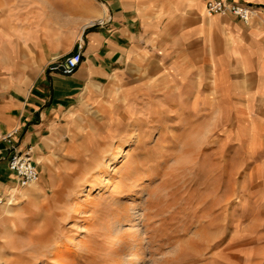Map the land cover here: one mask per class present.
<instances>
[{
	"label": "rangeland",
	"instance_id": "obj_1",
	"mask_svg": "<svg viewBox=\"0 0 264 264\" xmlns=\"http://www.w3.org/2000/svg\"><path fill=\"white\" fill-rule=\"evenodd\" d=\"M102 7L0 0V31L37 32L65 55L85 30L104 26L91 12ZM52 8L62 28L45 33ZM194 51L182 80L171 79L169 54L157 65L146 51L66 112L49 171L0 206V264H60V246L72 264H264V64L245 70L225 55L220 69L216 55ZM125 215L118 249L112 221Z\"/></svg>",
	"mask_w": 264,
	"mask_h": 264
},
{
	"label": "crops",
	"instance_id": "obj_2",
	"mask_svg": "<svg viewBox=\"0 0 264 264\" xmlns=\"http://www.w3.org/2000/svg\"><path fill=\"white\" fill-rule=\"evenodd\" d=\"M207 1L105 0L101 12H91L101 14L106 24L85 30L67 52L83 53L82 64L71 75L49 69L67 54L59 55L51 44L43 46L39 33L0 31V198L6 200L21 186L9 168L11 151L1 136L19 128L20 149H30L40 176L45 175L52 151L62 143L66 112L96 88L125 75L143 61L146 51L157 65L162 55H170L165 62L173 80H182L190 70L191 59L185 56L194 49L196 54L216 55L220 69L225 55L245 70L264 64V0H227L252 6L256 15L249 22L233 15H209ZM45 12L42 31H60L59 12Z\"/></svg>",
	"mask_w": 264,
	"mask_h": 264
},
{
	"label": "built area",
	"instance_id": "obj_3",
	"mask_svg": "<svg viewBox=\"0 0 264 264\" xmlns=\"http://www.w3.org/2000/svg\"><path fill=\"white\" fill-rule=\"evenodd\" d=\"M206 11L209 15H234L245 22H249L255 15L256 11L252 6L230 2L227 0H208L206 3ZM100 25L106 23L101 20ZM83 62V53L79 49L73 51L62 58L52 62L49 69L57 70L63 75L73 74ZM20 129L14 128L10 132L1 136L8 143L10 149L9 168L16 173L21 186H27L39 180L40 174L36 163L32 158L30 149L22 150L16 139ZM4 203V199L0 198V206Z\"/></svg>",
	"mask_w": 264,
	"mask_h": 264
},
{
	"label": "bare ground",
	"instance_id": "obj_4",
	"mask_svg": "<svg viewBox=\"0 0 264 264\" xmlns=\"http://www.w3.org/2000/svg\"><path fill=\"white\" fill-rule=\"evenodd\" d=\"M89 22L85 23L84 26H86ZM83 26V27H84ZM127 145V144H126ZM122 153H123V150L121 149L119 151V153L117 154H114V155H111L109 156L108 158L104 159V162L103 164L100 166V168H102L101 170L102 171H106L107 169L111 168L113 164H115L117 161L120 160L121 156H122ZM98 173H101L100 171H98ZM143 182V179H137V182L136 184H140ZM81 194H84V196H87L88 195V190L87 191H84L83 193ZM81 199L79 200V202H77V205H79V203L81 204V201L84 200L83 199V195L80 196ZM81 206V205H80ZM115 215V214H114ZM117 215H115L114 217H116ZM140 216V215H139ZM126 215L123 216V217H119V218H116L114 219V221L112 222H117V226H114V225H110V227H116V231L119 233V239L116 241V244H117V247L118 249H120L122 247V244L120 243L122 240H124L126 237H122L123 234L122 232H127V231H123L125 230L124 229V222L126 221ZM137 217V215H136ZM114 229V228H113ZM115 230V229H114ZM14 231V230H13ZM135 242V241H134ZM63 245V244H62ZM59 246V245H58ZM128 248H127V251H123V254L125 257H129V255H131V253H129L130 251H136V249L139 247V245L137 243H133V244H130V245H127ZM142 247V246H141ZM124 247H122L121 249H123ZM126 249V248H125ZM63 251V248H61V246L58 248V251L55 253L54 255V261L60 263V264H72L73 262H71V260L65 262L64 259H61V257H65V258H71L72 255H70V253H68V251L63 255L62 253L60 254V252ZM134 254V253H132ZM27 257V256H26ZM31 258V257H30ZM29 259V258H28ZM73 261V260H72ZM24 263H25V260H24ZM24 263H21V264H24ZM48 264V263H47Z\"/></svg>",
	"mask_w": 264,
	"mask_h": 264
}]
</instances>
